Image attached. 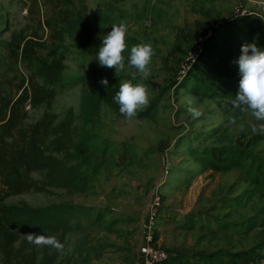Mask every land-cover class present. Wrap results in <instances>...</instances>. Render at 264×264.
I'll list each match as a JSON object with an SVG mask.
<instances>
[{"label":"rangeland","instance_id":"1","mask_svg":"<svg viewBox=\"0 0 264 264\" xmlns=\"http://www.w3.org/2000/svg\"><path fill=\"white\" fill-rule=\"evenodd\" d=\"M247 16L257 32L253 43L262 49L264 0H0V107L32 80L56 92L51 107L27 103L18 112L23 133L52 115L46 166L29 174L41 190L9 196L2 206L81 207L78 219L47 224V236L67 245L55 264H141L143 221L155 193L163 200L157 245L166 252L193 264L264 260V131L250 113L233 109L231 99L194 93V79L216 50L182 72L221 23ZM121 21L134 42H126L122 53L125 70L115 73L101 68L96 54L103 36ZM220 30L222 49L226 35ZM16 36L33 41L32 62L11 50ZM141 43L154 50L151 75L133 79L127 58ZM43 63L60 71L59 78H48ZM105 78L107 87L100 83ZM130 80L146 85L149 97V106L132 120L101 97L102 89ZM190 105L202 113L199 118H192ZM148 109L151 116H142ZM230 116L236 125L226 126ZM19 131L6 134L8 141ZM80 177H86L82 190L75 187ZM6 192L0 181V194ZM16 231L26 241L29 232ZM18 256L0 250V264H18Z\"/></svg>","mask_w":264,"mask_h":264},{"label":"trees","instance_id":"2","mask_svg":"<svg viewBox=\"0 0 264 264\" xmlns=\"http://www.w3.org/2000/svg\"><path fill=\"white\" fill-rule=\"evenodd\" d=\"M250 17L239 18V20L233 21L228 25L221 23L214 36L212 35L208 40V44L198 60H202L211 49L212 51L216 50L218 54L215 57L212 56L211 59H206L207 62L202 67L200 77L194 79V93L208 99L218 97L235 98L241 78L237 63L242 54L241 47L242 45L253 43L257 33L254 24L247 22L251 21ZM222 28H224L223 33H225L226 39L222 49H219L217 34L221 32L220 29ZM94 36L96 37V35H91L92 38H95ZM14 41L16 43L12 44L11 50L22 59L32 62L36 53L33 41H26V39H22L19 36H16ZM126 42L133 43L134 41L126 35ZM261 50L264 51V43ZM196 65L194 64L193 67H196ZM41 68L48 78L52 80L59 78L60 71H57L54 66L43 63ZM92 78L94 80L98 79L95 73ZM120 84L118 83L110 89L101 90V97L108 104L113 105L119 115H121L119 106L113 102V97L119 91ZM20 90L23 92L17 98L13 100L2 99L0 107V124L3 126V131H0V181L7 189L4 197L0 194V250L2 253H7V255L10 250L19 252L17 257L18 264H55L58 261L59 252L48 247L38 249V247L28 244L21 239L20 231L17 232L16 230L22 229L24 232L47 235L49 231L47 224L58 225L76 220L79 212L82 211L81 207L69 203L45 208H32L28 204L8 208L2 206L5 198L9 196L41 190V187L29 177V174L46 166L47 157L43 147L46 146L53 126L52 115L46 114L41 121L34 124V127L29 132L23 133L19 131L20 120L18 112L21 107H24L27 103L31 104L32 107H37L44 103L51 107L56 97L55 91H48L38 83H34L33 80L28 88L22 85ZM150 110L148 109L145 113H142V116H147V114L151 116L148 113ZM14 131H19L18 135L20 137L9 142L6 134H12ZM85 178L80 177V183H78V178L76 179V189H84ZM161 211L162 208L159 215ZM157 240L158 233L156 232L155 241ZM60 242L64 245L63 250H66V243L64 241ZM17 244L20 245L17 247ZM196 259L198 260L199 258ZM222 259L224 263L229 261L233 264H264L263 258L252 260L241 257L237 259ZM161 264H193V261L188 256L175 253L170 254V257ZM200 264L205 263L202 261ZM209 264H216V261H212Z\"/></svg>","mask_w":264,"mask_h":264},{"label":"clouds","instance_id":"3","mask_svg":"<svg viewBox=\"0 0 264 264\" xmlns=\"http://www.w3.org/2000/svg\"><path fill=\"white\" fill-rule=\"evenodd\" d=\"M111 31L103 36L102 43L96 54V61L101 68L115 69V73L125 70V57L122 53L126 50L127 24L121 21L118 25L113 24ZM241 55L237 61L240 73L239 89L230 104L233 109L243 113H250L255 121L260 122L258 127L264 131V51L255 43L245 44L241 47ZM154 50L150 44L141 43L131 47L127 58V67L134 69L133 79L138 74L142 79L151 75V60ZM107 87L108 80L100 81ZM113 102L119 106V112L126 119H134L138 112L149 106L147 87L143 83L133 84L132 81L123 82L119 91L114 95ZM188 112L193 119L199 118L202 113L191 105ZM237 124L235 116H230L228 125ZM252 131H257V125H253ZM28 244L35 247H48L57 252L63 251L64 245L55 237L44 234L23 235Z\"/></svg>","mask_w":264,"mask_h":264},{"label":"built area","instance_id":"4","mask_svg":"<svg viewBox=\"0 0 264 264\" xmlns=\"http://www.w3.org/2000/svg\"><path fill=\"white\" fill-rule=\"evenodd\" d=\"M246 12L242 11L240 15H245ZM208 36L204 39L207 40ZM203 43L199 45L192 54L183 67L184 76L189 73L195 62L199 59L203 53ZM163 206V200L159 193H155L150 202L149 211L145 221H143V242L139 249L141 264H161L165 262L169 257L170 253L166 252L157 245L155 241V234L157 229V221L159 217V212ZM225 264H233L231 262Z\"/></svg>","mask_w":264,"mask_h":264}]
</instances>
